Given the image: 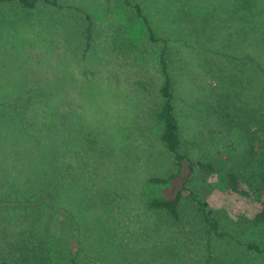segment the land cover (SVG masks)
I'll return each mask as SVG.
<instances>
[{
    "label": "rangeland",
    "instance_id": "rangeland-1",
    "mask_svg": "<svg viewBox=\"0 0 264 264\" xmlns=\"http://www.w3.org/2000/svg\"><path fill=\"white\" fill-rule=\"evenodd\" d=\"M56 1L26 9L0 0V96L39 95L30 106L0 104V264H15L42 237L52 264H264L245 247H264V226L233 221L228 211L246 215L248 207L234 197H211L220 231L233 239L209 236L193 203H180L179 222L148 207L189 176L184 165L173 184L149 183L178 172L155 118L161 50L182 153L196 161L240 152L224 111L264 150L262 27L235 17L230 0H132L153 41L123 0ZM45 156L55 157L54 170ZM51 190L55 208L39 203Z\"/></svg>",
    "mask_w": 264,
    "mask_h": 264
},
{
    "label": "trees",
    "instance_id": "trees-1",
    "mask_svg": "<svg viewBox=\"0 0 264 264\" xmlns=\"http://www.w3.org/2000/svg\"><path fill=\"white\" fill-rule=\"evenodd\" d=\"M4 2H17L26 9H34L40 1L46 4L57 6L56 0H1ZM227 4L229 0H222ZM232 11L235 17H239L242 21L245 18L249 25H252L256 30L264 33V0H230ZM123 3L130 9L136 12L137 16L142 19L145 24L149 37L153 41H158L155 37L154 29L152 28L148 17L144 14L141 4L135 3L132 0H123ZM251 17H249V15ZM88 28L87 39L92 38L93 21L91 16L87 15ZM159 65L163 77V84L160 89L162 103L160 109L155 114L156 120L161 126L160 141L170 152L176 161L178 172L172 173L167 177H151L149 183L157 185L173 184L176 176L181 174L184 165H186L189 173L184 179L182 188H177L172 194H165L154 197L150 200L148 207L152 210L165 212L176 222L180 221L179 206L182 201L193 203L199 213L204 217L208 225L207 233L209 236L219 238L233 239L234 236L227 231H220L219 220L215 215V206L211 202L213 194H221L227 197H234L238 205L248 204L245 210L246 215H239L236 212L228 211L231 219L237 223L249 222L254 226H264V150L257 148L254 138L248 130H245L240 121L236 122L232 119L230 113L225 112V116L230 119L231 129L235 132L234 142L237 140V145L242 146L240 152L235 154L217 153L207 156L201 160H193L188 154L180 151L182 147V139L180 133V123L175 112L176 92L174 81L170 73L168 48L164 47L159 54ZM9 96V95H8ZM39 95H32L26 101L13 97V99H4L5 96H0V104H22L30 106V100ZM49 97V95L47 96ZM52 97V96H51ZM41 98H44L41 96ZM40 98V100H41ZM49 147L50 143H49ZM45 149V146H44ZM44 166L46 171H52L57 167L55 157L45 156ZM197 179L199 185L194 184L193 180ZM215 179V184H211L210 180ZM186 184L195 186L194 189L187 188ZM54 193L49 191L47 196L39 203H46L51 207L53 205ZM28 202H23L27 204ZM4 204V201H0ZM16 204V203H15ZM55 208V207H54ZM252 209L250 212L249 209ZM41 229V227L39 228ZM74 230L77 232L78 227ZM25 236V235H24ZM43 242L34 245L33 248L23 247V252L16 260L15 264H52V252L46 251V245L43 243L46 239L42 237ZM245 247L259 254L264 255V247L257 242H247ZM45 251V252H44ZM211 259L207 263L210 262ZM76 258H72L71 264H76ZM206 264V263H202Z\"/></svg>",
    "mask_w": 264,
    "mask_h": 264
}]
</instances>
